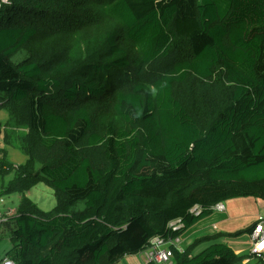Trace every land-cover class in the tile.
I'll use <instances>...</instances> for the list:
<instances>
[{"label":"trees","instance_id":"trees-1","mask_svg":"<svg viewBox=\"0 0 264 264\" xmlns=\"http://www.w3.org/2000/svg\"><path fill=\"white\" fill-rule=\"evenodd\" d=\"M2 94L29 111L28 159H0V196L22 194L17 264H115L219 202L264 199V0H0ZM39 182L49 211L26 195ZM197 243L171 264L244 258Z\"/></svg>","mask_w":264,"mask_h":264},{"label":"rangeland","instance_id":"rangeland-1","mask_svg":"<svg viewBox=\"0 0 264 264\" xmlns=\"http://www.w3.org/2000/svg\"><path fill=\"white\" fill-rule=\"evenodd\" d=\"M26 55V51H21L14 57V60L20 61L24 57H26ZM28 119L29 111L26 104H13L10 103L6 94H2L0 96V159L4 157L15 165L26 162L28 156L22 150L21 138L25 136L29 131ZM39 167L40 166L37 165V168ZM9 175L5 176L4 178L0 176V184L6 185L7 183H9V181L11 180L10 178L13 174ZM19 196L20 194L18 192L0 196L4 199V202H0V213L1 216L5 218V220L2 221V225L0 226V228H3L5 231H9L11 227L9 218L14 214V212L19 211L12 210L19 207ZM29 196L32 198V200L37 202L38 206L44 211H49L57 205V198L54 189L44 182H39L33 188H31ZM238 198L248 200V204L243 207V210L245 211H253L255 209V206H253V202L251 200H255L254 202L257 204V208L255 210H258L260 212V208H264V199L262 198H258L262 202V206L258 205V201H256V197L254 196H245ZM232 199L236 200V198ZM77 208H83V202H80ZM239 221H242V219H240ZM12 245V241L9 237H4L2 240H0V258L6 251H8L12 247ZM248 258L251 262H256L258 259L255 256L251 255Z\"/></svg>","mask_w":264,"mask_h":264},{"label":"crops","instance_id":"crops-1","mask_svg":"<svg viewBox=\"0 0 264 264\" xmlns=\"http://www.w3.org/2000/svg\"><path fill=\"white\" fill-rule=\"evenodd\" d=\"M14 173L15 172H12L10 174L15 175ZM13 175L11 176L10 179L14 177ZM29 193L30 190L26 194L29 196ZM19 194H20L19 197L21 203L22 194L21 193ZM29 198L31 197L29 196ZM257 199L258 198H256V201H258V205L262 206V202L259 199L258 200ZM251 201L253 202V206H255L256 209L257 204L254 202L255 200H251ZM223 203L225 205L224 210H214L211 215L199 220L179 236L180 246L182 250L184 251L189 245L198 241V243L193 246V250H192L193 254H198L202 252L204 249H206L208 246H210L212 243L225 242L229 246H231L238 255L244 256V258L236 264H249V263L264 264V262L259 261V259H257L256 262L255 261L251 262L250 259L248 258V256H250V251L252 246V242L249 234H244L242 236L228 235L238 230L248 228L254 222L258 221L260 218H264V213H263L264 208L263 209L260 208L262 212L261 211L259 212L258 210L255 209L253 211L250 210L245 211L243 210V207L248 204V200L239 199V198H236V200L231 199V200L223 201ZM17 209H12V210H17ZM15 213L16 212H14V214ZM240 219H242V221H239ZM9 236H10L9 231H5L3 228L2 229L0 228V240H2L4 237H9ZM210 236H216V237L209 238ZM6 254L7 251L1 256L0 259L6 256ZM115 264H146V261L144 257L140 255L138 252L137 254L124 255Z\"/></svg>","mask_w":264,"mask_h":264},{"label":"built area","instance_id":"built-area-1","mask_svg":"<svg viewBox=\"0 0 264 264\" xmlns=\"http://www.w3.org/2000/svg\"><path fill=\"white\" fill-rule=\"evenodd\" d=\"M0 202H3L0 197ZM214 210H224L225 205L219 202L213 206ZM201 210L200 205H195L191 208V212L199 213ZM5 220L0 213V226L2 221ZM184 225L182 218H175L168 222L167 227L171 230H176ZM252 246L250 254H253L258 259L264 258V218H260L255 225L252 233L250 234ZM178 249L183 251L180 246L179 236H162L160 234L153 235L145 249L139 252L146 261V264H171L174 256V250ZM0 264H17L12 258L5 256Z\"/></svg>","mask_w":264,"mask_h":264}]
</instances>
